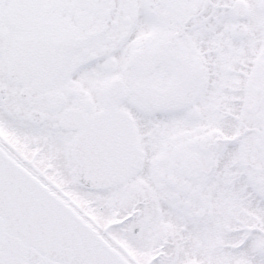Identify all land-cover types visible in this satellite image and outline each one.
Masks as SVG:
<instances>
[{
  "label": "snow or ice",
  "instance_id": "6c2138e0",
  "mask_svg": "<svg viewBox=\"0 0 264 264\" xmlns=\"http://www.w3.org/2000/svg\"><path fill=\"white\" fill-rule=\"evenodd\" d=\"M0 264H264V0H0Z\"/></svg>",
  "mask_w": 264,
  "mask_h": 264
}]
</instances>
